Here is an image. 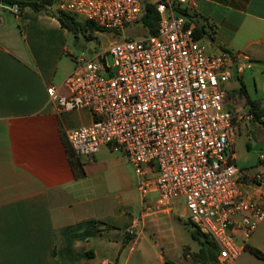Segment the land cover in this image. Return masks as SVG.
Listing matches in <instances>:
<instances>
[{
	"label": "crops",
	"instance_id": "0c3cea01",
	"mask_svg": "<svg viewBox=\"0 0 264 264\" xmlns=\"http://www.w3.org/2000/svg\"><path fill=\"white\" fill-rule=\"evenodd\" d=\"M190 2L209 52H241L253 62L243 72L235 66L225 86L227 106L249 105L240 79L264 106V0ZM17 7L0 2V264H220L218 252L208 263L192 257L204 238L193 234L187 212L175 213L177 200L169 212L141 216L139 177L123 152L100 161L110 151L103 147L82 157L86 175H75L67 134L92 123V116L86 109L59 111L47 92L50 85L63 89L77 67L70 60L72 32L60 23L54 4L40 11L26 6L21 13ZM259 125L264 127L252 119L238 126L236 163L248 166L238 143ZM184 216L192 231L182 230ZM248 244L264 252V220ZM235 264H264V258L243 246Z\"/></svg>",
	"mask_w": 264,
	"mask_h": 264
},
{
	"label": "built area",
	"instance_id": "2783aa9c",
	"mask_svg": "<svg viewBox=\"0 0 264 264\" xmlns=\"http://www.w3.org/2000/svg\"><path fill=\"white\" fill-rule=\"evenodd\" d=\"M54 5L123 36L97 55L102 62L80 59L63 89H47L59 111L86 109L92 116V123L68 131L75 155L121 150L139 177L141 216L169 212L182 199L188 219L216 243L219 263L235 264L264 220V172L249 173L235 157L238 126L254 115L249 105L229 108L225 89L235 66L243 72L253 66L251 59L209 52L193 26L176 15L189 10L190 0ZM146 5L159 13L156 33L128 37L126 28L141 19ZM151 192L157 195L150 198Z\"/></svg>",
	"mask_w": 264,
	"mask_h": 264
},
{
	"label": "trees",
	"instance_id": "16d2710c",
	"mask_svg": "<svg viewBox=\"0 0 264 264\" xmlns=\"http://www.w3.org/2000/svg\"><path fill=\"white\" fill-rule=\"evenodd\" d=\"M0 2H8L13 5L18 6V12L21 13L22 10L26 6H30L34 8L37 11L40 10H47L48 6L54 4V0H39V1H31V0H0ZM184 13H187V15L191 18L190 22H186L187 26H193L195 36L197 39H201L205 33V29L203 27H199L196 21L193 18V15L188 9H180ZM55 15L59 19L60 23L62 26L67 28L69 31H71L73 34H78L80 31L83 29H91V30H106L104 28H101L94 24L90 20L84 19V21H81L77 19V16L72 15L71 13L65 12V11H56ZM159 19V13L156 10V8L152 5H146L144 8L143 15L140 19V22L143 26V28L146 30V35L147 34H155L157 31V23ZM109 31V30H107ZM240 94L242 97L245 98V101L247 104L250 105L251 111L253 112L254 115V120L260 122L262 125H264V122L261 120V117L264 115V106H262V103L260 100H254L251 99L245 83L240 79V89H239ZM66 143V141H65ZM67 144V143H66ZM67 146V145H66ZM70 153V159H71V164L73 167V171L77 177H84L86 175V172L84 170L83 164L80 160V157L76 156L73 150L69 151ZM190 223L194 225L191 221ZM195 226V225H194ZM196 227V226H195ZM193 234L199 235L202 238H204V241L202 244L204 245L199 252L192 253V257L198 261V262H203V263H208L213 261L214 257H216L217 252H218V247L216 243L210 239L209 236L201 233L197 228L193 232ZM125 243L127 241L125 240ZM245 248L249 251H251L253 254L260 258H264V252L261 251L260 249L250 245L246 244ZM168 264H176L170 259H167Z\"/></svg>",
	"mask_w": 264,
	"mask_h": 264
},
{
	"label": "rangeland",
	"instance_id": "374dc122",
	"mask_svg": "<svg viewBox=\"0 0 264 264\" xmlns=\"http://www.w3.org/2000/svg\"><path fill=\"white\" fill-rule=\"evenodd\" d=\"M77 19L84 21L83 16H77ZM125 34L128 37H141L146 35V30L143 28L140 20L137 23L132 24L131 26L127 27L125 30ZM121 37V33L118 32H111L107 30H91V29H83L78 34L71 35L70 46L74 50V56L70 58L74 62H78L80 59L87 60L91 57H95L98 62H102L98 54H102L110 45V43L114 40H118ZM90 51H92L90 53ZM108 62H112L111 55L107 54ZM234 82H237L236 79H233ZM259 130L255 129V132L250 136V139L246 137L242 138V140L238 143V152L241 155H247L248 157V166H244L245 164L242 162H237V165L240 168L246 167L248 172L253 174L258 170L264 172V163H261L259 160V151L264 153V127L259 125ZM258 146V147H257ZM113 152V153H111ZM121 150H112L106 154H102L98 157L100 161L106 158H112L116 156H121ZM134 199L136 202L134 213L138 216L140 211L139 201H140V193L138 191V187L136 185V189L134 192ZM178 202L175 204V213L177 215H185L186 208L184 205V201L182 199L177 200ZM175 202V201H174ZM185 219V223L182 225V230H193L192 225L187 221L186 216L183 217ZM162 229H169L167 225L163 226ZM188 236V235H187ZM186 236V238H187ZM190 239V238H188Z\"/></svg>",
	"mask_w": 264,
	"mask_h": 264
},
{
	"label": "water",
	"instance_id": "95a60500",
	"mask_svg": "<svg viewBox=\"0 0 264 264\" xmlns=\"http://www.w3.org/2000/svg\"><path fill=\"white\" fill-rule=\"evenodd\" d=\"M4 5H7V6H10V7H13V4L11 3H8V2H4ZM176 15L177 16H180L182 18H184L186 21L190 22L191 21V18L187 15V13H184L183 11L181 10H176ZM91 53V51H90Z\"/></svg>",
	"mask_w": 264,
	"mask_h": 264
}]
</instances>
